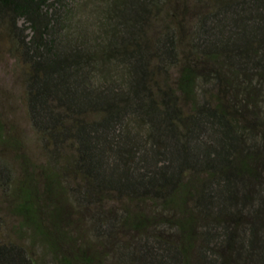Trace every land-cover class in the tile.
Segmentation results:
<instances>
[{
  "label": "trees",
  "instance_id": "16d2710c",
  "mask_svg": "<svg viewBox=\"0 0 264 264\" xmlns=\"http://www.w3.org/2000/svg\"><path fill=\"white\" fill-rule=\"evenodd\" d=\"M92 2L0 0L15 221L56 264H264V0ZM9 228L0 264H40Z\"/></svg>",
  "mask_w": 264,
  "mask_h": 264
},
{
  "label": "rangeland",
  "instance_id": "374dc122",
  "mask_svg": "<svg viewBox=\"0 0 264 264\" xmlns=\"http://www.w3.org/2000/svg\"><path fill=\"white\" fill-rule=\"evenodd\" d=\"M77 1L81 5V11H78L80 19L88 22L96 21L97 14L93 11L94 4H92L94 2ZM18 67L12 57H0V211L4 214L12 234L17 239L31 243L40 264H56L43 242L36 240L35 244H32L28 230L21 227L14 218L15 207L19 201L14 187L17 185L15 181L20 173L17 166L19 161L11 156V149L14 144L23 143V140H31L34 145L38 143L34 138L35 129L26 104L23 73L20 74Z\"/></svg>",
  "mask_w": 264,
  "mask_h": 264
}]
</instances>
